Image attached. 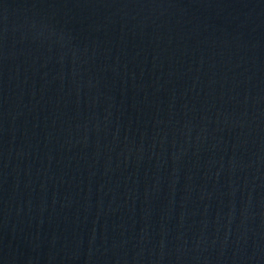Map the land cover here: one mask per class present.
Instances as JSON below:
<instances>
[{"label": "water", "instance_id": "obj_1", "mask_svg": "<svg viewBox=\"0 0 264 264\" xmlns=\"http://www.w3.org/2000/svg\"><path fill=\"white\" fill-rule=\"evenodd\" d=\"M0 264H264V0H0Z\"/></svg>", "mask_w": 264, "mask_h": 264}]
</instances>
